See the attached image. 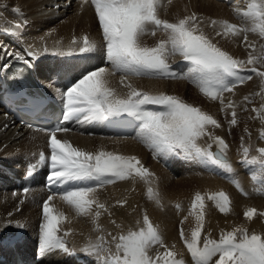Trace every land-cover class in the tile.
I'll use <instances>...</instances> for the list:
<instances>
[{
    "label": "snow or ice",
    "instance_id": "obj_1",
    "mask_svg": "<svg viewBox=\"0 0 264 264\" xmlns=\"http://www.w3.org/2000/svg\"><path fill=\"white\" fill-rule=\"evenodd\" d=\"M90 3L102 33V43L98 44L85 34L79 39L73 37L66 52L54 54L81 56L90 60L102 53L105 64L110 67L60 70L65 76L74 72L78 74L63 88H54L61 105L62 120L48 129L49 153L40 152L37 162L30 164L27 171V175L31 176L37 168L49 169L46 179L51 194L42 205L36 254L41 258L57 251L68 256L84 254L91 264H187L173 251L174 245L168 248L159 229L146 213L142 226H139L141 221L137 220L139 227L129 228L117 235L108 233L110 240L99 235L95 241L89 238L79 250L68 246L66 238L71 229L63 231L61 235L60 227L68 221V217L50 203L55 196L71 206L77 216L90 215L95 225L94 230L101 232L98 223L101 210L107 212L108 208L96 196L98 189L119 180L134 178L151 185L154 174L136 156L103 149L89 152L74 146L67 139H59L57 133L69 131L64 124L73 120L123 123V118L130 117L139 122L136 139L154 157L167 158L175 155L194 161L206 170L220 175L247 196L248 193L244 191L228 158L229 145L222 137L214 136L209 131L210 127H221L216 118L180 96L162 91H144L125 81L129 77L187 80L205 97L218 100L221 111L231 109L232 119L229 124L236 125V105L231 100L225 103L224 93L233 92L238 85L252 80L253 75L260 78L261 92L256 95L264 93V70L255 66H264V44L257 49L255 42H248L249 32L264 39V0H246L245 8L233 5L234 13L246 22L244 25L238 26L227 20L215 19L209 23L210 27L218 28L215 32L218 37L243 35L244 42L251 49L246 61L234 58L219 47L205 33L201 26L203 18H198L195 12L177 18L174 22L161 19L159 13L163 0H90ZM13 11L21 13L19 7ZM26 25L27 20H24L23 23H16L13 28L3 31L18 37L22 33L17 30ZM157 32L164 33L165 38L153 46L142 42L144 36H155ZM175 56L181 57L185 62L186 72L173 69L169 60ZM5 57L14 58L33 71L36 70V61L39 60V56L33 51L21 54L0 44V60ZM247 65L253 67L245 71ZM10 67L7 61L0 64V69ZM24 71L25 69H17V74ZM117 74L120 76L121 85L128 89L124 94L111 87L110 77ZM48 86L53 87V84ZM243 99L250 102L249 96ZM24 102L32 103L37 112L43 111L41 103L35 98L32 101L25 98ZM252 110L264 122V104L259 109ZM204 137L210 141L206 146L199 143ZM259 138L264 139V128L260 129ZM213 145L216 146V151L212 150ZM239 151L242 156L240 163L250 173L254 192L264 195V148H257L258 155L250 157L251 147L242 143ZM28 191V188L24 189L25 193ZM146 194L158 206H162L159 193L151 186L147 188ZM206 201H212L221 213L227 214L231 211V199L223 190L194 194L189 215L194 216L195 227L190 236L185 235L183 228L180 230V238L191 256L192 264H264V234L249 233L247 228L238 226L231 231L222 230L218 240L211 238L210 234L202 236ZM117 203L123 205L126 201ZM175 207L178 210L181 208L179 204ZM256 215L257 209L254 207H249L244 212L249 221ZM259 215L264 217V212ZM16 226L20 229L26 227L21 222H17ZM161 248L164 249L163 252L159 251Z\"/></svg>",
    "mask_w": 264,
    "mask_h": 264
},
{
    "label": "bare ground",
    "instance_id": "obj_2",
    "mask_svg": "<svg viewBox=\"0 0 264 264\" xmlns=\"http://www.w3.org/2000/svg\"><path fill=\"white\" fill-rule=\"evenodd\" d=\"M172 1L174 3L175 0H171V2ZM199 2H200V0H199ZM199 2L197 4H199L200 11H203L200 14L202 15L203 13H206V14H204V17H205V15H207V13H211V14H214V15H217V16L223 15L222 17L220 16L223 19L224 15H225L224 13H226L227 15H225V16L229 17L231 15V17H234L235 20H237L236 22H238L239 25L246 24V22L244 20H242L241 18H239L233 11V5H238L241 8H245L246 7V0H231V2H230V0H201V2L200 3ZM165 3H164V5H167V3L166 4ZM188 3H186V4L188 5ZM193 3H196V0ZM170 4H172V3H170ZM178 4H180V2ZM181 4H183V3H181ZM183 5H185V4H183ZM183 5H182V7H183ZM90 6L92 7V5L90 3V0L87 3L85 2V0H0V44L6 45L9 50L14 51V52H20L21 54H26L27 51H33V52L37 53V55L39 56V60L36 61L37 68L34 71L31 70V72L35 76L36 80L40 83V85L42 86L44 91L47 93V95L56 103L60 104V101L58 99V96H57L56 92L54 91V88L55 87H61V86L56 85L53 82V78L55 77V75H56V73H57V71L59 69L65 68V67H68L69 69L93 68V67H100V66L110 67V65H106L105 64V61H104L102 53H98L95 57H93L90 60H88V59H84L83 57H79V56H70V57L67 56L69 58H65L64 57L65 55H55L54 54L55 52H53V50L64 51L65 48L69 49L67 47L71 43L68 42V40H69L68 33L74 28L75 29L82 28V27H74L72 25V19L75 18L76 15L79 16L80 14L81 15L79 17H82L84 15L89 17L90 13H91V16L93 17L94 13L92 14V11H94V8H90ZM16 7H19L21 9V13L20 14H17V13H15L13 11V9L16 8ZM165 7L166 8L167 7L171 8L172 6L167 5ZM188 7H189V5H188ZM89 8H90V11L88 10ZM175 8L177 9V7H175ZM91 9H92V11H91ZM183 9H185V7ZM161 10H164L165 13H168L163 8H161ZM194 10H195V8H193V11ZM84 12L85 13L86 12L87 13L90 12V13H88L89 16H88L87 13L83 15ZM181 12H183L182 14H184L185 10L184 11L177 10V12L175 13L176 19H177V17H180L179 15L181 14ZM195 13H197V12H195ZM197 14L200 15L199 13H197ZM201 15H200V18H201ZM214 15H213V17H215V20H216L217 17L214 16ZM167 16H165V19L169 20V17H171V16L170 15H167ZM161 17H162V14H161ZM163 17H164V15H163ZM197 17H199V16H197ZM210 17H212V16H210ZM76 18H78V17H76ZM176 19L173 18V16H172V19L170 18L171 22H172V20L175 21ZM24 20H27V25L22 27V29L17 30V31L22 33L20 36H18V37L17 36H12V35H10V34H8V33L3 31L6 28H13L16 23H23ZM205 20L207 22L206 26H208L209 19L205 17V19L203 18V22H205ZM93 21H95V20H93ZM94 24H93V26H94ZM53 25L57 26L58 28L55 27L56 29L54 31L52 30L53 32H50L49 29ZM206 26H204V27L208 29L209 27H206ZM82 32H83V30H82ZM206 32H207V35H208V30ZM77 33H79V30H78ZM213 33L211 31V35ZM64 35H66L68 40L65 39L63 42L58 43V39L59 38H63ZM75 35H76V31H75ZM156 35L157 36L160 35L161 39L165 38V35L162 32H157ZM255 35L253 37V33L249 32L248 33V42H255V44L257 45V49H259V46L261 44H264V39L259 37V39L255 40ZM98 36L100 37L101 35H98ZM96 37L97 36H95V38ZM144 37L148 38V37H152V36L151 35H147V36H144ZM144 37H143V39H145ZM100 38H101V40L97 42L98 44L102 43V36ZM151 39L155 40V37L151 38ZM212 39H215V38H212ZM93 40H95V39H93ZM234 40H236V38ZM222 42H224V40ZM239 42H241V41H239ZM150 44H152L151 41H150ZM150 44L148 46H152ZM227 44H229V43H227ZM242 46H243L244 53H245V51L247 52V54L243 56L245 58L244 60L246 61L247 58H248V53H249V51H251V49H249L247 47V42H246V44H242ZM45 48L47 49V51H44ZM65 51H67V50H65ZM58 52H60V51H58ZM61 53H63V52H61ZM231 55H232V53H231ZM242 55H243V53H241V56ZM236 57H238V56H236ZM5 61H7L9 64H11L12 62H14L16 60L14 58H12V57H5L4 60H0V64H3ZM169 62L171 63V65H172L174 70L180 71V72H183V71L186 72L185 62L182 60L181 57H179V56L171 57ZM178 65L180 67H178ZM255 66L257 68H260L261 70H264V66H261L260 64H257ZM249 67L251 68V67H253V65H249ZM4 70L5 69H0V89L2 87L1 76H2V73H3ZM247 70H245V71H247ZM116 78H117V81L113 85L115 87V89L119 93H121V91L127 90V88H125V87H123L121 85L120 76H116ZM116 78H115V76L114 77L113 76L110 77L111 84H113V82L115 81L114 79H116ZM137 79L136 80L139 83H141V80L147 81L148 83H145V82H143V83L146 86L147 90H150V92H154V93L155 92H161L160 91L161 90L160 87H165L164 84H161L160 86H158L156 81L155 82L151 81L153 79H148V80H144L145 78L144 79L140 78L141 80L139 78H137ZM136 80L134 78H130L129 77V79L127 81H125V83H131V84L134 83L135 84ZM149 80L151 82H149ZM168 80H166V79H165V81L163 80L164 81L163 83L167 82ZM182 80L183 79H181V81ZM169 81H168V83H169ZM172 81H173V79L171 80V82ZM185 82L187 83V81H185ZM50 83L53 84V87H49L48 86ZM143 83H142V85H143ZM179 83H180V81H179ZM136 84H135V87H137V85H138V84L137 85ZM158 84H160V83H158ZM144 85L143 86L139 85V86L144 87ZM187 85H189V84H187ZM190 85H192L194 87L193 84L190 83ZM188 88H191V86H188ZM182 89L181 90L179 89V90L181 92H183ZM194 89H195V87H194ZM260 92H261L260 78L255 76V77H253L252 80L245 82L243 85L241 84V86H239V87L237 86L233 90V92L224 93L225 103H227L229 100H231L236 105V109L235 110H236V113H237L238 123L245 125V123H247L249 121L255 122V123L257 122L256 124L258 125V128L259 127L261 129L264 128V122H262L261 119L257 118V113L252 110L253 108L259 109L261 107V105L264 104V93H262L261 95H256V93H260ZM122 94H124V93H122ZM169 94H171V93H169ZM176 94L177 93H175V95ZM171 95H174L173 92H172ZM183 95L185 96V97H183L184 100H186V102H188V103L194 97L192 94L189 93V91L187 89H185V92H183ZM245 96H249L250 97V102L249 101H244L243 98ZM205 99H207V98L205 97ZM210 100H209V102H210ZM206 101H208V100H206ZM214 103H213L214 105H212V107L210 105H209L210 108L207 107V108H209L207 110L208 114L212 115L213 117H215L217 119L218 118H220V119L224 118L226 120V123H227V126H228V123L232 119V117H231V115H227V113L231 114L232 110L231 109H226L225 111H221L220 102L218 101L216 103L214 101ZM201 104H203V103H201ZM210 104H211V102H210ZM207 105L208 104H206V106ZM222 115H223V117H222ZM89 123L90 122H85V121L75 122L74 124H72V125H70L68 127L69 131H67V132H59V133H57V137L59 139H62V140L63 139H67L73 145L78 144L79 146L83 147L84 149H88V148H93L94 150L103 149L105 151L116 152V153L123 154V155L124 154L133 153V152H137L138 153V151L141 150V147L144 146L138 139H136V134H137V131L139 130V123L135 126V129H134V132L132 133V135H130L128 137L103 136L101 134V131L104 129V125L103 124H101L97 129H92V130L88 131L86 128H87V125ZM221 123L222 122H220V124ZM234 126L235 125H233V127ZM236 127L238 128V126H236ZM222 128H224V127H222ZM216 130L218 131V129H216ZM222 131H224V130H222ZM220 132H221V130L219 131V133ZM227 132H229V131H227ZM257 133H258V130L256 131V134ZM248 136H247V138H248ZM251 136H253V135H251ZM240 137H241V135H240ZM254 137H255L254 138V142H256V143H255V146H254V143H253V147H257V146L262 145L264 143V139H260L259 138V134H257ZM222 138H223V135H222ZM235 138L237 139V137H235ZM206 139H207V137H206ZM251 139L249 141H253V139L252 140ZM47 141H48V133L42 132V131H40L38 129L17 125L14 122V120L12 119V117L0 107V226H2V227H0V232H1V234H0V264H12V250L8 247V244H7L9 241H13L14 246L17 249L21 260L25 264H28V263H31V264H91V261L89 260V258H87L84 254H78L77 256H68V255H64L61 252L57 251V252H54L53 254L48 255L46 257H43V258L39 257L36 254L37 235H38V231H39V224L41 223V220H42V217H38L36 214H38L39 212L42 211L43 202L45 200H47L48 196L51 194V193H47L45 191L44 185H43L44 178L46 177V173L48 172L49 169H47V168H37L31 175L33 177V179H32V182L30 183L29 186H27L24 183V178L27 175V171L29 169V165L30 164H35L37 162L39 153L42 152V151L45 152L46 154L49 153ZM227 141H228V139H227ZM228 142H230V141H228ZM240 142H241V140H240ZM250 143L251 142H248L249 146H250ZM229 144L230 143H228V145ZM256 144H257V146H256ZM239 145H241V144H239ZM245 145H247V144H245ZM235 146L236 145H234V148H235ZM31 147H35V151L34 152L31 151V150L34 149V148L31 149ZM229 147H231V146H229ZM234 148H232V149L234 150ZM253 149H256V148H253ZM229 150H230V148L228 149V151ZM231 150H230V152H232ZM255 151H254V154L257 153V152L255 153ZM237 152H238V150H237ZM237 152H235L236 155H237ZM228 155H230V154L228 153ZM238 158H240V157H238ZM233 159H234L233 160L234 163L238 162L237 161V157H236V159L233 157ZM157 160H159V159H157ZM157 160L155 159V161H157ZM161 160H163V158ZM171 161H168V162H171ZM239 161H241V160H239ZM190 162H192V161H190ZM166 163H163V164L167 165ZM234 163L232 162L233 167L235 166ZM192 164L194 166V163H192ZM195 164H198V163H195ZM171 165H172V163L168 164L169 168L172 167ZM187 165H188V163H187ZM236 166H237V163H236ZM236 166L234 168L237 169L240 165H238L237 167ZM182 168H183V165H182ZM242 169L243 168H241V170ZM163 170H165V169H163ZM186 170L184 172H186ZM237 170H239V169H237ZM237 170H235V171L238 172ZM165 171L167 173V170H165ZM187 171H190V170L188 169ZM205 171H208V170H205ZM177 172L178 171L174 170L172 172V175L176 176ZM239 172H241V171H239ZM196 173L197 172H195V174ZM169 174L170 173H168L167 175H169ZM188 174H191V172H189ZM197 174H201V173H197ZM204 174H206V173H204ZM204 174H201L202 177H203L202 179L201 178H196L197 177L196 176V177H190V178H185V179H179L177 181L178 183L176 181H174L172 183V185H169V187H168L169 190L170 189L173 190V191H170L169 194L172 195V196L174 194H176L178 197L181 198L180 199L181 201H184V200H186V199L191 197L190 196L191 195L190 191H193V190H196V189L197 190L198 189H204V188H207L206 186H214V184L208 182L207 177L203 176ZM157 175L160 177L159 173ZM238 175H240V173ZM247 175L248 174H246V176L244 175L243 180L247 177ZM154 176H155V174H154ZM177 176L180 178L179 175H177ZM240 176H242V175H240ZM216 177H217V175H216ZM247 178H250V177H247ZM173 179H171V180H173ZM239 179H241V178H239ZM243 180L241 182H243ZM155 181H156V179H155ZM160 181H162V180H160ZM216 181L218 182V179ZM226 181H225V183L223 181L224 185L226 184ZM244 181H248V180H244ZM250 181H252V180H250ZM153 182H154V180H153ZM153 182H151V184ZM182 182L183 183L187 182L189 186L185 187V189H181L180 185H181ZM142 183H143V180H141L139 178L126 179V180H119V182L117 184L116 183L109 184V185H106V186L101 187V188L98 189V191L96 193V196L98 197L100 202L105 203L107 208H108L107 212H104L103 210H101L102 215L99 217L98 223L101 226L102 231L106 230V232H107V229L116 228L118 226H122V227L125 226L126 229L127 228H134L135 229L137 227V224H136L137 220H140L141 224H142L143 216L149 210L145 211V209L143 208V206L145 207V205H143V204H142L143 206L134 204L135 197H136L135 196L136 195L135 194V192H136L135 190L136 189L138 190V187H140L142 185ZM250 183H253V182H250ZM228 184H230V183L228 182ZM242 184H244V183H242ZM218 185H219V182H218ZM244 185L246 186V184H244ZM249 186H251V185H249ZM229 187H230L229 188L230 190H228V189H226V190H228L230 192L232 191L233 188H235L234 186H232V188H231V186H229ZM252 187H253V185H252ZM25 188L29 189V191L27 193L31 194V197L35 201V203L34 204H28L27 203V205H28L27 209L29 208L30 210L23 209V210H20V211H16L15 210V205L17 204V201L14 199V197L17 194L23 193ZM225 188H227V187H225ZM246 188H245L246 190L245 189L244 190L246 192L249 191L248 186ZM132 189L134 190V192H133V194L130 195V193L132 192ZM235 190H236V195H237V193H239L241 195L240 191L238 192L237 189H235ZM138 192H139V190H138ZM233 193H234V191H233ZM117 195H118L119 198L120 197H125L124 199L125 200L127 199V202L125 204H123V205L116 204L117 202L115 203V200L118 198V197H116ZM176 195H175V197H176ZM251 195L253 197V194H251ZM251 195H250V197H249V195H247L248 196L247 197V202H249L248 198H250V199L252 198ZM139 196H141V195H139ZM232 196H235V195L233 194ZM232 196L231 197L229 196L230 199L233 198ZM241 196H243V194ZM243 197H245V195ZM255 198H257V196ZM237 199H236V204H238V202H239V201L237 202ZM233 200H234V198H233ZM251 200H253V199H251ZM259 200L257 199L255 201L258 202L259 204H261L262 201L260 200L261 201L260 202ZM147 201H149V203L151 202L150 200H147ZM177 201H179V198H178ZM162 202H163V200H162ZM50 203L52 205H54L55 207H57L59 204H63L64 211L66 212L65 215L68 217V221H66L67 227L69 226V228L71 229V233L67 237V241H68L67 244L69 243L68 246L70 248H73L74 247L73 244H75L76 242H77V244H81L83 246L85 243H87L89 238H91L92 240L94 239V241H95L96 235L98 234V231L94 230L95 225H94L92 217L90 215H88V216H77L75 211L71 210V208H69L68 204H66L64 201L59 199V196H55L53 201H51ZM233 203H232V206H233ZM234 206H236L235 203H234ZM154 207H156V206H154ZM157 207H158V205H157ZM170 207H171V205H170ZM236 207L240 208L239 205L236 206ZM249 207H252V206H249ZM237 208H235V211H236ZM68 209H70L71 211H67ZM233 209H234V207H233ZM242 209H241V213H243L242 211L247 209V207L245 206V209H243V210ZM94 211H95V206H93V212ZM155 211H157V210H155ZM238 211H239V209H238ZM187 212H188V210H187ZM209 214H211V213L209 212ZM232 214L235 215V213H232ZM149 215H150V213H149ZM214 215L211 216V217L213 218ZM225 215L224 216L222 215V217H224V219L227 221V219H229L227 216H229V217H231V216L227 214L226 215L227 219H226ZM240 215L241 214L239 212V216ZM151 216H152V214H151ZM159 216H160V214H159ZM185 216L186 215H184V217ZM218 216H221V214L218 215ZM215 217H216V215H215ZM258 217H260V216H258ZM21 218H24L22 223L24 225H26L25 228L19 229V230H15V231H13V230L9 231V230L6 229V228L12 227L15 224L14 222H16L18 219H21ZM165 219L166 218L164 217V220ZM255 219H257V218H255ZM221 220L222 219H220V221ZM257 220H260V219H257ZM113 221L115 223H113ZM168 221H170V220H168ZM214 221H218L217 217H216V219ZM231 221H232V219H231ZM254 221H252V222H254ZM172 222H174V221H172ZM221 222H225V221L222 220ZM221 222H220V224H221ZM258 222H256V223H258ZM209 223H210V221H209ZM231 223L233 224V221ZM214 224L215 223L213 222V225ZM225 225L226 224L224 223V226ZM263 225H264V223H263ZM249 226H250V224L248 225V227ZM161 227H162V225L160 226V228ZM61 228H62V225H61ZM258 228H261V226L257 227L258 233H260L259 232L260 229H258ZM65 229H67V228H64L62 230V232ZM67 230H69V229H67ZM257 230H256V232H257ZM119 231H121V230L119 229ZM122 231L123 232L125 231L124 228H123ZM227 231H229V230H227ZM171 232H173V231H171ZM171 232H170V234H171ZM179 232H180V230H175L173 232V238L175 239L174 240L175 243L173 242L174 246H178L177 244L180 243V238L178 236ZM215 232H216V229H215ZM109 233H111L112 235H115L112 232H109ZM118 233H120V232H118ZM220 233H221V231H220ZM250 233H252V232L250 231ZM61 234H63V233H61ZM102 235H103V233H102ZM107 237H108L109 240L111 239L110 236L107 235ZM169 239H171V238H168V240ZM83 242H85V243H83ZM77 244H75V245H77ZM81 245H78V246H81ZM168 247L170 248V246H168ZM77 249L79 250V247H77ZM159 250L161 251V250H164V249L161 248ZM178 250H181V249H178ZM185 250H186V248H185ZM153 251L155 252V250H153ZM177 251H176V253H177ZM186 254H188V253L186 252ZM180 258H182V257H180ZM188 258L189 257L186 256L184 258V260L187 262V264H192L191 258L190 259H188Z\"/></svg>",
    "mask_w": 264,
    "mask_h": 264
},
{
    "label": "rangeland",
    "instance_id": "obj_3",
    "mask_svg": "<svg viewBox=\"0 0 264 264\" xmlns=\"http://www.w3.org/2000/svg\"><path fill=\"white\" fill-rule=\"evenodd\" d=\"M168 0H163V6L161 7V8H163V9H165L166 10V12H168V13H165V11L164 10H161V8H160V12L161 13H159L160 14V18L161 19H165V16H167V15H170L171 17H169V21L171 22V20H170V18L172 19V16H173V18H175L176 19V17H175V13L177 12V10H180V11H184L185 10V12H184V14H182L183 12H181V14L179 15L180 17H177V18H183L185 15H187L188 13L189 14H191V13H193L194 11L195 12H197V13H202L203 11H200V8H199V4H197L198 2H199V0H196V3H193V2H195V0L193 1H189V0H175L174 1V3H173V1L171 2L172 4H170V3H168L167 2ZM186 1V2H185ZM167 3V5H169V6H172L171 8L170 7H165V6H167V5H164V3ZM176 2V3H175ZM180 2V4H178ZM189 2V3H188ZM200 2H201V0H200ZM199 2V3H200ZM165 3V4H166ZM181 3H183V4H185V5H183V4H181ZM186 3H188V5H189V7H188V5L186 4ZM191 4V5H190ZM177 5V6H176ZM182 5H183V7H182ZM195 5V6H194ZM192 6V7H191ZM175 7H177V9L175 8ZM185 7V9H183ZM90 8H93V6L91 7L90 6ZM90 8L88 9L89 11H90ZM192 8V9H191ZM193 8H195V10L193 11ZM197 9V10H196ZM199 9V10H198ZM176 10V11H175ZM187 10V11H186ZM91 11H92V9H91ZM164 13H163V12ZM189 11V12H188ZM199 11V12H198ZM170 12V13H169ZM174 12V13H173ZM191 12V13H190ZM87 13V12H86ZM85 12L83 13V15L84 14H86ZM88 13H90V12H88ZM87 13V14H88ZM94 13V11H92V14ZM196 13V14H197ZM161 14H162V17H163V15H164V17L162 18L161 17ZM188 14V15H189ZM204 14H206V13H203L202 15H201V18H204L205 19V17L206 18H208L209 19V22H208V26H206L207 24V22H206V20H205V22H203V24L201 25L203 28H204V31H205V33L207 34V30H208V36L209 37H211V38H215V39H213V41L215 42V43H217L218 44V46L219 47H221L223 50H227V52L228 53H230V55H231V53H232V56H234V58H239V59H241V60H244L245 58L243 57L244 55H246L247 54V52L245 51V53H244V51H243V46H242V44H246V42H244V40H243V35H240V36H237V37H231V36H229V37H227V38H224V37H219L218 38V36H215V32L218 30V28H214V27H210L209 26V23H210V20H212V19H215V17H213V15L214 14H211V13H207V15H205V17H204ZM225 15H227L226 13H224ZM81 15V14H80ZM79 15V16H80ZM182 15V16H181ZM200 15H198L197 14V16H199L198 18H200ZM224 15V17H223V19L221 18L223 15H220V16H217V15H214V16H216L217 17V19L216 20H227V21H229L230 23H233V24H236V25H238L239 26V23L238 22H236L237 20H235V18L234 17H231V15L229 16V17H227V16H225ZM78 15H76V17H78V18H73L72 19V25L74 26V27H82V28H80V29H72L69 33H68V36H69V40L67 39V37H66V35H64V37L63 38H59L58 39V43H61V42H63L65 39H67L68 40V42L69 43H71V41H72V39H73V37H76L77 39H79V38H81L83 35H88L89 36V38L90 39H95V41L96 42H98V41H100L101 40V36H102V33H101V30L99 29V26H98V23L96 22L97 20H96V18H95V13H94V18L91 16V13H90V16H89V14H88V16L89 17H87L86 15H84V16H82V17H79ZM210 16H212V17H210ZM168 17V16H167ZM210 17V18H209ZM220 17V18H219ZM226 17V18H225ZM92 18V19H91ZM230 18V19H229ZM93 20H95V21H93ZM208 21V20H207ZM81 22V23H80ZM172 22H174L173 20H172ZM95 23V24H94ZM93 24H94V26H93ZM206 26V27H209L208 29L207 28H205L204 26ZM54 26V25H53ZM51 27L50 29H49V31L50 32H53L56 28H58L57 26H54V27ZM93 26V27H92ZM56 27V28H55ZM95 28V29H94ZM207 29V30H206ZM53 30V31H52ZM78 30H79V33H77L78 32ZM82 30H83V32H82ZM210 30V31H209ZM75 31H76V35H75ZM211 31H212V35H211ZM210 34V35H209ZM98 35H101L100 37L98 36ZM254 35H255V33H253V37H254ZM95 36H97L96 38H95ZM157 35H155V36H152V37H144L145 39H143L142 38V42L144 43L145 42V44H147V45H149L150 44V41H151V43L152 44H150V45H155L156 43H157V41H159V39H161L160 38V35L159 36H157ZM155 37V40L154 39H151V38H154ZM259 35L258 34H256L255 35V40L256 39H259ZM100 38V39H99ZM159 38V39H158ZM236 38V40H234ZM158 39V40H157ZM150 40V41H149ZM154 40V41H153ZM224 40V42H222ZM227 42H226V41ZM217 41V42H216ZM229 41V42H228ZM234 43H233V42ZM239 41H241V42H239ZM154 42V43H153ZM220 43V44H219ZM227 43H229V44H227ZM223 44V45H222ZM236 44V45H235ZM238 44V45H237ZM69 46H71V44H69ZM69 46L67 47V48H69ZM242 46V47H241ZM241 47V48H240ZM230 48V49H229ZM240 48V49H239ZM63 50V49H62ZM65 50H68V49H66L65 48ZM61 51V50H53V52H55V53H57L58 51H60V52H58V53H61V52H66V51ZM234 53V54H233ZM241 53H243V55L241 56ZM236 56H238V57H236ZM65 58H69V57H67V56H64ZM63 57V58H64ZM79 57H81V56H79ZM185 69H186V71H187V67L185 66ZM247 69H250V67H249V65H247L246 66V68H245V70H247ZM184 72V71H183ZM116 76H119L118 74L117 75H115V78H116ZM114 77V76H113ZM253 77H255V75H253ZM130 78H134L135 80L137 79L136 77H130ZM140 79V78H139ZM141 79H144V78H141ZM140 79V80H141ZM115 81L113 82V84H111V87H113V88H115L113 85L115 84V82L117 81V78L116 79H114ZM138 80V79H137ZM135 81V84L137 85V88L138 89H143L144 91H149L150 92V90H147V88H146V86L144 85V83L143 82H145V83H148L147 81H143V80H141V83H139L138 81ZM144 80H148V78L146 79H144ZM154 80V79H153ZM153 80H151L152 82H155L156 81V83H157V85L158 86H160L161 84H164L165 85V87H160V91H163V92H165V93H167V94H169V93H171L172 94V92H173V94L175 95V93H177L176 95H178V96H180L182 99H184L183 97H185L184 95H183V92H185V89H187L188 91H189V93L190 94H192L194 97H193V99L191 100V101H189V103L190 104H192V105H195V106H197V107H199V108H201L203 111H206L207 112V110L210 108V106L212 107V105H214L215 103H214V101L213 100H210V99H208L207 97V99H205V96L204 95H202V94H200V91L199 90H197V88L195 87V89H194V87L192 86V85H190V82H188L187 80H185V81H187V83L184 81V79L181 81V79H173V81L171 82V80L172 79H166V80H168L169 81V83H168V81L167 82H165V83H163L164 81H165V79H155L154 81ZM150 80H149V82H151ZM179 81H180V83H179ZM162 82V83H161ZM142 83H143V85H144V87H141V86H143L142 85ZM158 83H160V84H158ZM135 84L134 83H132V85H134L135 86ZM172 84V85H171ZM184 84V85H183ZM187 84H189V85H187ZM139 85H141V86H139ZM243 85V84H242ZM188 86H191V88H188ZM239 86H241V85H238V87ZM183 88V89H182ZM182 89L183 90V92H181L180 90ZM195 90V91H194ZM126 91H128V89L127 90H124V91H121V94L122 93H126ZM197 91V92H196ZM179 92V93H178ZM196 92V93H195ZM199 92V93H198ZM170 94V95H171ZM199 94V95H198ZM198 97V98H197ZM200 97V98H199ZM202 100V101H201ZM206 100H208V101H206ZM209 100H210V102H211V104H210V102H209ZM186 101V100H185ZM214 104H213V103ZM216 103L218 102V101H215ZM201 103H203V104H201ZM208 104L207 106H206V104ZM210 105V106H209ZM207 107H209V108H207ZM208 113V112H207ZM224 115V114H223ZM223 115H222V117H223ZM227 115H231V114H228L227 113ZM215 118V117H214ZM217 119V118H216ZM224 118H218L217 120L219 121V122H222L220 125L222 126V127H224V128H222V127H220V129L219 128H209V131L210 132H212V134L214 135V136H219V137H222V135H223V139H225V141L226 142H228V141H230V142H228V143H230L229 144V146H231V147H229L230 148V150L232 149V148H234V145H236L235 146V148H234V150L232 149L231 151L232 152H230V150L228 151V153L230 154V155H228V157H229V159H230V161H231V163L233 162L234 163V159H233V157L236 159V157H237V161L238 162H236L237 163V166L238 165H240L241 166V163H240V161L239 160H241L242 159V156H241V154H240V148H241V145H239V144H242L243 143V145H245V144H247V145H245V146H249V144H248V142H251L250 143V147H251V151L252 152H250V157H252L253 155L254 156H256V155H258V153H256V149L257 148H264V143L262 144V145H259V146H257V144H256V146L257 147H253V143H254V146H255V143L256 142H254V136H256L257 134H259V131H260V129L258 128V125L255 123V122H251V121H249V122H247V123H245V125L244 124H240V123H237L234 127H233V125H229V123H228V126H227V123H226V120L224 119ZM250 120V119H249ZM255 124V125H254ZM243 125V126H242ZM250 125V126H249ZM252 125V126H251ZM232 126V127H231ZM236 126H238V128L236 127ZM256 126V127H255ZM229 127V128H228ZM231 127V128H230ZM246 127V128H245ZM255 127V128H254ZM253 128V129H252ZM216 129H218V131L216 130ZM228 129V130H227ZM245 129V130H244ZM221 130V134L219 133V131ZM222 130H224V131H222ZM255 130V131H254ZM258 130V133L256 134V131ZM227 131H229V132H227ZM247 131V132H246ZM254 131V132H253ZM227 132V133H226ZM246 132V133H245ZM253 132V133H252ZM229 133V134H228ZM245 133V134H244ZM256 135H255V134ZM249 136H248V135ZM240 135H241V137H240ZM244 137H243V136ZM251 135H253V136H251ZM226 136V137H225ZM247 136H248V138H247ZM235 137H237V139L235 138ZM235 138V139H234ZM253 139V141H249L250 139ZM227 139H228V141H227ZM230 139V140H229ZM241 140V142H240V140ZM251 139V140H252ZM206 140V141H205ZM232 140V141H231ZM243 140V141H242ZM210 141L208 140V138L206 139V137H204V138H202L200 141H199V143L201 144V145H203V146H206L207 145V143H209ZM232 142V143H231ZM234 142V143H233ZM227 143V144H228ZM239 143V144H238ZM205 144V145H204ZM233 144V145H232ZM252 144V145H251ZM74 146H76V147H79V148H81V149H84L83 147H81V146H79L78 144H76V145H74ZM143 147V148H142ZM141 147V150L140 151H138V153L137 152H133V153H129V154H124V155H132V156H136V157H138L139 159H140V161L142 162V164L147 168V169H149L150 170V172H152L153 174H155V176H153L152 178H151V182H153V180H154V182L151 184V185H148V184H146L144 181H143V183H142V185L140 186V187H138V190H139V192H138V190L136 189L135 191V201H134V204L135 205H145V207L143 206V208L145 209V211H147V210H149V211H147L146 212V214L148 215V217H149V219L152 221V223L159 229V231H160V233H161V235L163 236V238H164V242H165V244H167V246H170V248H172V245L175 243V239L173 238V232L175 231V230H181V228H183V230H184V232H185V235L186 236H190V232H191V230L195 227V224H196V221H195V218H194V216H191V215H189V209H190V205H191V202H192V200H193V198H194V194L196 193V192H201L202 194H204V193H210V192H217V191H220V190H223L224 192H226V193H228V195L231 197L233 194L236 196H232L233 198H234V200H233V198L231 199L232 201V203L234 202L235 203V205L236 206H238L239 205V207L240 208H237L236 206H234V203H233V206H232V203H231V211L229 212V213H227L228 215H230L231 217H229V216H227L229 219H227L226 218V215L223 213H221L216 207H215V205H214V203L212 202V201H206V205H207V207H206V217H205V223L206 224H204V230H203V233H202V236H204V235H211V238H213V239H219V237H220V231H227V230H229V231H231L233 228H235V227H238V226H243V227H245V228H247L248 229V231H249V233H250V231L251 232H255V233H258V230H257V227H260L261 226V228L264 226L263 225V223H264V217H261L260 215H259V213H261V212H264V195H259V194H256L254 191H253V189H254V185H253V183H250V182H252V181H250L251 179L250 178H247V177H250V173H249V171L246 169V167H243V166H239L237 169H239V170H237L236 168H234L235 170H237L238 172L239 171H241V172H239L240 173V175H242V176H240V175H238L239 176V178H241L240 179V181H242L243 180V177H244V175L246 176V174H248L247 175V177L244 179V180H248V181H244L243 180V182H241V183H244V184H246V186L244 185V184H242V186H243V189H245L247 186H248V188H249V191H247V193H248V195H249V197H250V195L251 194H253V197H252V195H251V199H253V200H251L250 198H248L249 200V202H247V197L248 196H245V197H243V196H241L242 195V193H241V195L239 194V193H237V195H236V187L235 188H233L232 189V193H233V191H234V193L232 194L230 191H228V190H230L229 188V186H231V188H232V186L233 185H231V183L230 184H228V181H226L225 179H223V178H221L220 177V175H217V177H216V174H214L213 172H211V171H205L206 169H204V167L202 166V165H200V164H195L196 162H194V161H192V162H190V160H186V159H184L182 156H180V158L179 159H175L174 157H173V155H171V156H169L168 158H163V160H161L162 159V157L160 158H158V157H154L153 155H152V153L149 151V149L148 148H146L145 146H142ZM213 147L214 148H216V146L215 145H213ZM34 148V149H33ZM253 148H256V149H253ZM31 149H33V150H31ZM31 151L32 152H34L35 151V147H31ZM84 150H86V151H89V152H95V151H98V150H100V149H98V150H94L93 148H88V149H84ZM236 150V151H235ZM237 150H238V152H237ZM255 151V153L256 154H254V151ZM234 152V153H233ZM235 152H237V155H236V153ZM232 153V154H231ZM253 155H252V154ZM252 155V156H251ZM231 156V157H230ZM147 157V158H146ZM238 157H240V158H238ZM155 159L157 160V159H159V160H157V161H155ZM143 160V161H142ZM172 160V161H171ZM150 161V162H149ZM155 161V162H154ZM165 161V162H164ZM168 161H171V162H168ZM160 162V163H159ZM167 162V163H166ZM163 163H166L167 165H165V164H163ZM169 163H172V167H170L169 168V166H168V164ZM178 165H177V164ZM186 163V164H185ZM187 163H188V165H187ZM191 163V164H190ZM192 163H194V166H193V164ZM236 163H234V165L236 166ZM152 164V165H151ZM159 164V165H158ZM183 165V168H182V165ZM177 165V166H176ZM180 165V166H179ZM159 166V167H158ZM167 166V167H166ZM174 166V167H173ZM189 168H188V167ZM234 166V167H235ZM236 166V167H237ZM161 167V168H160ZM177 169H176V168ZM182 169H181V168ZM193 167V168H192ZM167 168V169H166ZM174 168V169H173ZM241 168H243L242 170H241ZM163 169H165V170H167V173H166V171L165 170H163ZM189 169L190 171H187V170ZM194 169V170H193ZM174 170H176V171H178L177 172V175H179L180 176V178L176 175V176H173L172 175V172L174 171ZM182 170V171H181ZM186 170V172H184ZM245 170V171H244ZM189 172H191V174H188ZM195 172H197V173H201V174H204V173H206V174H204L203 176H205V177H207V180H208V182H210V183H212V184H214V186H206L207 188H204V189H196V190H193V191H190L191 192V197L190 198H188V199H186V200H184V201H181L180 199V197H178L176 194H174L173 196L172 195H170L169 194V192L170 191H173V190H169L168 189V187H169V185H172V183L174 182V181H178L179 179H185V178H190V177H196V178H203L202 177V175L201 174H195ZM238 172H236L237 174H239ZM159 173V175H160V177L157 175ZM168 173H170L169 175H167ZM180 173V174H179ZM184 174V175H183ZM186 174V175H185ZM174 179H173V178ZM220 177V178H219ZM155 179H156V181H155ZM162 180V181H160V180ZM171 179H173V180H171ZM193 179V178H192ZM218 179V182H219V185H218V182L216 181ZM222 181H221V180ZM164 180V181H163ZM221 182H220V181ZM188 181V180H187ZM223 181H224V183H225V181H226V184L224 185V183H223ZM250 181V182H249ZM119 181H117L116 182V184L118 183ZM157 182V183H156ZM160 183V184H159ZM178 183V182H177ZM221 183V184H220ZM223 183V184H222ZM157 186H156V185ZM159 184V185H158ZM165 184V185H164ZM228 184V185H227ZM155 185V186H154ZM180 185V184H179ZM223 185V186H222ZM227 185V186H226ZM249 185H251V186H249ZM252 185H253V187H252ZM149 186H151L153 189H156V191L159 193V199H160V202H161V205L162 206H158L157 207V203H156V201L154 200V199H149L148 197H147V188ZM159 186V187H158ZM183 186V187H182ZM189 185H188V183L187 182H182L181 183V185H180V188L181 189H185V187H188ZM144 187V188H143ZM156 187V188H155ZM225 187H227V188H225ZM225 188V189H224ZM226 189H228V190H226ZM247 189V188H246ZM245 189V190H246ZM251 189V190H250ZM244 190V191H245ZM248 190V189H247ZM210 191V192H209ZM238 191V190H237ZM251 191V192H250ZM133 192H134V190L132 189V192L130 193V195L131 194H133ZM239 192V191H238ZM246 192V191H245ZM138 193V194H137ZM231 195H230V194ZM162 194V195H161ZM169 194V195H168ZM239 194V195H238ZM138 195V196H137ZM139 195H141V196H139ZM175 195H176V197H175ZM133 196V195H132ZM131 196V197H132ZM169 196V197H168ZM257 196V198H255ZM116 197H118V195L116 196ZM146 197V198H145ZM243 199H242V198ZM122 198V199H121ZM125 197H118L116 200H115V203L117 202V201H126L127 202V199L125 200L124 199ZM143 198V199H142ZM165 198V199H164ZM177 198V199H176ZM178 198H179V201H177L178 200ZM238 198H240L239 200L237 199V202H238V204H236V199ZM255 198V199H254ZM14 199L17 201V204L15 205V210L16 211H20V210H23V209H27V203L28 204H34L35 203V201L32 199V197H31V194L30 193H25V192H23V193H21V194H17L15 197H14ZM121 199V200H120ZM146 199V200H145ZM175 199V200H174ZM191 201H190V200ZM259 200L260 202H261V204H259L258 202H256L255 200ZM147 200H150L151 202V204L149 203V201H147ZM153 200V201H152ZM162 200H163V202H162ZM246 200V201H245ZM145 201V202H144ZM147 201V202H146ZM155 201V202H154ZM165 201V202H164ZM245 201V202H244ZM144 202V203H143ZM147 203V204H146ZM154 203V204H153ZM240 203V204H239ZM249 203V204H248ZM116 204H118V203H116ZM149 204V205H148ZM164 204V205H163ZM167 204V205H166ZM176 204H179L180 206H181V208L178 210L176 207H175V205ZM242 204V205H241ZM259 204V205H258ZM151 205V206H150ZM170 205H171V207H170ZM69 206V205H68ZM154 206H156V207H154ZM245 206L247 207V208H249V206H252V207H254V208H256L257 209V215H256V217L255 218H257V219H260V220H257V219H255V218H253L251 221H249L248 219L246 220V218H245V216H244V212L246 211V209H245ZM148 209H147V208ZM233 207H234V209H233ZM260 207V208H259ZM55 208H57L58 210H60V211H63L64 213H66L65 211H64V207H63V204H59L57 207H55ZM69 208H71V210H74L71 206H69ZM166 208V209H165ZM184 208V209H183ZM188 208V209H187ZM235 208H237L236 209V211H235ZM245 209L244 211H242L243 213H241V209ZM168 209V210H167ZM171 211H170V210ZM238 209H239V211H238ZM242 209V210H243ZM27 210H30L29 208L27 209ZM70 209H68L67 211H71ZM154 210V211H153ZM155 210H157V211H155ZM160 210V211H159ZM173 210V211H172ZM187 210H188V212H187ZM233 210V211H232ZM263 210V211H262ZM159 211V212H158ZM163 211V212H162ZM184 211V212H183ZM154 212V213H153ZM157 214H156V213ZM174 212V213H173ZM209 212L211 213V214H209ZM213 212V213H212ZM235 213V215L234 214H232V213ZM239 212H240V216H239ZM149 213H150V215H149ZM219 213V214H218ZM231 213V214H230ZM151 214H152V216H151ZM156 214V215H155ZM159 214H160V216H159ZM175 214V215H174ZM186 215L187 217H188V219H186L185 220V217H184V215ZM208 214V215H207ZM216 215V217H217V220L218 221H214L215 219H216V217H215V215ZM221 214V216H218V215H220ZM38 217H42V211L41 212H39L38 214H36ZM162 215V216H161ZM183 215V216H182ZM214 215V217L212 218L211 216H213ZM222 215L224 216L225 215V218L227 219V221L224 219V217H222ZM158 216V217H157ZM258 216H260V217H258ZM152 217V218H151ZM164 217L166 218L165 220H164ZM177 217V218H176ZM179 217V218H178ZM222 217V218H221ZM156 218V219H155ZM212 220H211V219ZM236 218V219H235ZM170 220V221H168V220ZM210 219V220H209ZM214 219V220H213ZM220 219H222L223 221H225V222H221L220 221ZM231 219H232V221H233V224L231 223L232 221H231ZM234 219V220H233ZM24 220V218H21V219H18L16 222H14L15 224L12 226V227H10V228H6L7 230H9V231H15V230H19L20 228H18L17 226H16V223L17 222H21L22 223V221ZM167 220V221H166ZM208 220V221H207ZM255 220V221H254ZM257 220V221H256ZM160 221V222H159ZM172 221H174V222H172ZM176 221V222H175ZM181 221H183V224L181 225ZM209 221H210V223H209ZM252 221H254V222H252ZM259 221V222H258ZM170 222V223H169ZM212 222V223H211ZM213 222L215 223L214 225H213ZM220 222H221V224H220ZM250 222V223H249ZM256 222H258V223H256ZM178 223V224H177ZM219 223V224H218ZM224 223L226 224L225 226H224ZM253 223V224H252ZM256 225H255V224ZM171 224V225H170ZM210 224V225H209ZM230 224V225H229ZM250 224V226L248 227V225ZM62 225V230L64 229V228H67V229H70L69 228V226L67 227V223L65 222V223H63V224H61ZM61 225H60V227H61ZM142 225V224H141ZM140 225V226H141ZM162 225V227L160 228V226ZM184 225V226H183ZM220 225V226H219ZM229 225V226H228ZM176 226V227H175ZM178 226V227H177ZM218 226V227H217ZM222 226V227H221ZM64 227V228H63ZM127 227V226H126ZM137 227H139L138 225H137ZM136 227V228H137ZM217 227V228H216ZM230 227V228H229ZM123 228H124V232H126V230H128L129 228H125V226L124 227H122V226H118V227H116V228H112V229H107V232H106V230L105 231H101L102 233H103V235L108 239V237H107V235H108V233L109 232H112L113 234H115V235H117V233L118 232H120L121 233V231L123 230ZM179 228V229H178ZM219 228V229H218ZM261 228H258V229H260L259 230V232L260 233H258V234H264V227L261 229ZM67 229H65L64 231H66ZM119 229L121 230V231H119ZM163 229V230H162ZM165 229V230H164ZM215 229H216V232H215ZM218 229V230H217ZM118 230V231H117ZM256 230H257V232H256ZM171 231H173V232H171ZM262 231V232H261ZM101 232H98V236L101 234L102 235V233ZM123 232V231H122ZM170 232H171V234H170ZM61 233H63V232H61ZM105 233V234H104ZM0 234H1V232H0ZM119 234V233H118ZM170 234V235H169ZM218 234V235H217ZM62 235V234H61ZM97 235H96V238H97ZM178 236H179V238H180V232L178 233ZM168 238H171V239H169L168 240ZM67 239V238H66ZM167 239V240H166ZM96 240V239H95ZM93 241H94V239H93ZM68 242V241H67ZM88 242V241H87ZM171 242V243H170ZM174 242V243H173ZM80 243V242H79ZM83 243H85V242H83ZM82 243V244H83ZM69 244V243H68ZM75 244H77V242L75 243ZM75 244H73L74 245V248L77 246V247H82V245L81 244H77V245H75ZM86 244V243H85ZM78 245H81V246H78ZM178 246H175L174 247V251L176 252L178 249H181V250H178L177 251V253L179 254L178 255V258H180V257H186V256H188L189 258L188 259H190L191 258V256H190V254L188 253V251H187V249L185 250V248L186 247H184L185 245H184V242H183V240H181V238H180V243H178L177 244ZM71 246V245H70ZM72 247V246H71ZM77 247H76V249H77ZM169 248V247H168ZM78 250V249H77ZM155 250V249H154ZM160 251V250H159ZM164 250H161L160 252H163ZM186 252L188 253V254H186ZM184 257V258H185ZM183 258V259H184Z\"/></svg>",
    "mask_w": 264,
    "mask_h": 264
},
{
    "label": "water",
    "instance_id": "obj_4",
    "mask_svg": "<svg viewBox=\"0 0 264 264\" xmlns=\"http://www.w3.org/2000/svg\"><path fill=\"white\" fill-rule=\"evenodd\" d=\"M213 151H216V149H213Z\"/></svg>",
    "mask_w": 264,
    "mask_h": 264
}]
</instances>
